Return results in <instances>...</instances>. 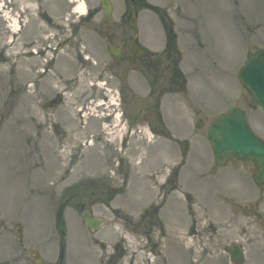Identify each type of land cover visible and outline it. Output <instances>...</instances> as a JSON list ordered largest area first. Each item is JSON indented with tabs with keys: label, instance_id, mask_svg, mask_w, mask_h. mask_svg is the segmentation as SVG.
<instances>
[{
	"label": "rangeland",
	"instance_id": "1",
	"mask_svg": "<svg viewBox=\"0 0 264 264\" xmlns=\"http://www.w3.org/2000/svg\"><path fill=\"white\" fill-rule=\"evenodd\" d=\"M88 1L92 3L93 0ZM112 1L114 11L111 21L125 28L118 22L124 11L123 0ZM37 3L42 13L51 20L39 19L41 26L50 28L39 37L41 42L38 50L43 54H35L38 61L23 66L15 74L16 66H21L17 64L16 57L22 51L21 43L27 33L28 26L25 27V24L30 16L38 20V10L33 15L27 13L21 17V28L13 43L16 49L11 53L3 46L5 30L4 23L0 20V264L58 263L54 259L59 239L54 220L61 205L59 223L56 226L63 231L62 237L60 236L63 260H59V264H161V261L162 264H187L190 258L195 259L196 253L201 252V256L205 257L203 264H230L228 256L222 254L223 247L236 240L244 247L241 264H264V186L260 188L262 193L258 199V188L250 184L247 195L256 199H252L245 209L247 211H244L248 216H237V222L233 221L234 225L228 229L227 234L221 236L207 228L204 232L202 227L205 224L197 218L198 232L193 233L197 237L184 238L188 236L186 233L181 237L182 241L178 238L179 244L176 245L178 239L172 234L181 221L186 196H191L194 200L190 203L191 207L188 204L189 209L199 214L201 196L198 193L204 180L208 181L207 185L212 184L208 187L211 190L218 188L215 185L219 180L217 176H213L212 170L199 179V162L202 160L208 167L210 165L208 159L203 158L208 155V145L204 138L199 136L202 147L200 150L194 145V139L190 140L194 152H202V156L191 157L189 154L181 176L178 168L170 169L174 167L172 164L161 165L162 172L153 171L152 167L157 161L150 162L149 158L153 156L152 152L156 147L148 156L144 152L149 142L146 131L138 125L139 122L141 124L142 117L137 115L141 111L137 98L141 97V93L136 90L138 97L127 91L124 95L125 103L115 100L114 111L118 109L119 112H125L121 121L130 130L122 133L126 135L127 132L123 146L120 138L113 139L109 137L110 133L102 132L100 126L103 124V117H107L108 108L112 106L100 109L105 111L103 114L100 111L95 113L88 110L92 104L90 100L109 99V91L117 83V79L112 77L113 73L116 76L118 74L103 62L97 61L104 57L94 35L97 27L92 28L89 22L81 21L80 16L72 12L69 0H38ZM11 8L15 9L14 3ZM136 12L138 41L154 47L162 37L157 20L167 14L175 28V47L179 49L178 54L172 52V57L176 65L178 62L182 73L185 75L187 71L188 74L186 89L173 94L169 104L166 103V98L162 101L163 111L167 106L175 112L172 114L169 111L166 115L165 126L168 129L177 123L176 115L183 121L188 120L196 110H205L206 105L213 101L215 108L221 110L219 93L226 86L229 93L240 94L233 78L227 81V76L232 71L236 74L245 60L239 59L235 34L242 33L239 34L242 37V49L250 48L254 52L264 46V43L258 42L261 39H258L257 28L248 36L244 30V27H250L255 18L260 17L262 22L258 28L264 31V0H137ZM99 16L98 14L95 18ZM44 36H49V48L46 49H49L52 56L43 50L47 47ZM211 46L215 47V57H223V66L214 64L213 69L210 65ZM80 55L90 58L80 61ZM29 57L25 56L26 59ZM49 57L52 58L49 60ZM94 60L97 61L96 64ZM199 61L200 67L192 66H198ZM215 61L219 62L218 59ZM22 71L30 72L32 76L22 78ZM135 81L133 79L134 87L140 89ZM175 83L171 85V91L175 89L174 86H182L180 82ZM53 99L52 105L43 108V102ZM243 101L241 99L235 102L247 115L250 108ZM82 106L84 109L80 112L79 107ZM85 109L93 113L81 118ZM249 114L251 120L248 117L247 120L251 129L264 138V114L259 111ZM39 116H46L47 120L41 122ZM152 118L155 123L154 115ZM106 121L109 126L110 119ZM74 122L77 124L74 125ZM197 123L198 121L195 126ZM52 124L63 130L70 140L63 148L64 152L58 153L66 156L64 160H56L55 154L53 155L55 139L50 130ZM170 133L173 134V130ZM143 153V160L139 164ZM169 155L171 153L167 154ZM245 166L249 167L252 174V164L249 162ZM164 168L170 169L168 173L174 181L170 183V187H177V178H180V182L178 191H174L166 201L162 219L165 234L159 245L157 228L147 224L146 218L139 220L140 230L137 226L142 234L135 232L133 223L138 219L134 218L136 212L146 203V191L151 192L148 190L147 176L152 174L153 181L150 184L156 192L158 183L162 182L165 172L167 173ZM141 171L146 172V177L140 174ZM177 171L179 176L175 177ZM236 181L239 197H243L244 178L238 175ZM207 194L209 190L206 187L201 195ZM233 195L234 190L231 195L221 196L232 198ZM147 198L150 199L149 196ZM220 208L209 205V220L217 222L227 219V209ZM84 212H90L104 221L98 230L93 232L80 226ZM141 212L142 210L139 213ZM11 241L19 249L26 251L27 261L18 262L17 258L11 261L8 257L10 252L5 245ZM98 245L103 247L102 255ZM32 256L38 257L37 263L31 260Z\"/></svg>",
	"mask_w": 264,
	"mask_h": 264
},
{
	"label": "flooded vegetation",
	"instance_id": "2",
	"mask_svg": "<svg viewBox=\"0 0 264 264\" xmlns=\"http://www.w3.org/2000/svg\"><path fill=\"white\" fill-rule=\"evenodd\" d=\"M123 1L124 11H122L118 22L122 23L125 28H121L115 22L111 21V16L114 11L112 0H109L111 10L108 13V17H106L105 10L101 5L100 0H93L92 3L88 0H84L88 11L83 20L84 22H89V25L92 26V28L97 27L94 35L98 39L97 46L102 48V53L104 54V57H101L97 61L103 62V64L107 65V68H112L114 72L118 74L116 76L113 73L112 76L117 79L116 87L114 88L117 98L120 102L122 101L123 103L124 101L125 103L124 95L127 94V91L133 92V95H136L135 90L141 93V97L136 95L138 97L137 101L141 105V108L139 109L141 111H138L137 115H142V123L148 125L151 130L156 131V128H163L162 116L159 112V103L162 100V97L166 95L169 83L174 82L172 79H175L174 75H176V72L174 71V63L176 64V61H174V58L172 57L173 49L169 40L165 45L160 46L158 50H153L148 45L140 43L138 41L137 29L128 26L125 22V10L127 9V6L133 5L135 7L137 0ZM98 14L100 16L96 19L95 17ZM94 19H96V21L93 23ZM170 35V38L173 40L174 34L171 32ZM167 39H169V37ZM133 45L135 47L134 52L131 51ZM140 47H143L142 51H139ZM97 61L94 60L95 63ZM133 79H136V86L140 87V89L134 87ZM53 101L54 99L48 102H43L41 105H43L44 108H47V106L53 104ZM124 113L125 112H123V114ZM148 114H154L155 123H151V120L147 118ZM38 128L40 129V127ZM50 130L52 137L55 139V144L52 139V143L54 144L52 147L53 155L55 154L54 157L56 160L59 159L60 161L61 159H64V157L58 154V150L60 152L63 151V148L69 144L70 140L66 133L63 130H59L54 124L51 125ZM170 183L171 182L168 179L163 185L166 188ZM161 209L162 204L149 205L147 210L144 211L145 215L142 219L146 218V222L150 223L153 227L162 228V221L159 219ZM206 225L202 227L204 232L210 230L212 233H223L222 229H217L209 223ZM196 227L195 223H192L188 228V233L191 230L193 232H198ZM205 228H207V230ZM191 236L197 237L194 234ZM226 249L227 247H225V250ZM225 253L230 260L228 252L225 251ZM204 259V256H200L196 259V263H193L192 259V261H189V264H203Z\"/></svg>",
	"mask_w": 264,
	"mask_h": 264
},
{
	"label": "water",
	"instance_id": "3",
	"mask_svg": "<svg viewBox=\"0 0 264 264\" xmlns=\"http://www.w3.org/2000/svg\"><path fill=\"white\" fill-rule=\"evenodd\" d=\"M107 13L110 6L102 0ZM127 22L133 25V10L128 11ZM240 83L248 90L253 99L264 110V52L257 51L247 58L238 73ZM207 138L212 145L216 161L224 164L230 156L251 160L255 167L253 180L257 184L264 183V140L259 138L249 127L245 112L232 107L218 115L211 122ZM88 226L95 228L97 221L89 215L83 217ZM233 260L238 263L241 253L236 246L230 250Z\"/></svg>",
	"mask_w": 264,
	"mask_h": 264
},
{
	"label": "bare ground",
	"instance_id": "4",
	"mask_svg": "<svg viewBox=\"0 0 264 264\" xmlns=\"http://www.w3.org/2000/svg\"><path fill=\"white\" fill-rule=\"evenodd\" d=\"M73 6L72 12L75 14H80L84 15L86 11V7L84 3L81 0H70ZM15 4V9L9 8V10H0V20L4 23V47H7V50L11 53L16 49L14 47V41L16 40V35L19 29V26L21 25V17H23L24 14L27 15V13H32L36 10V2L35 0H7V4L12 7V4ZM27 33L25 37L22 40L21 47L22 51L17 54L16 57V62L17 64L21 65L16 66L14 70V74L17 70H21L23 66H27L29 63H35L38 61L37 57L35 54H33V49L31 48H38L39 42V37L43 36V34L47 33L49 31V26H41L39 23V19L37 20L34 16H30L27 19V22L25 24V27H27ZM49 40V38L47 39ZM31 47V48H29ZM31 49V50H30ZM25 56H30L28 59L25 58ZM1 60V59H0ZM15 62V63H16ZM22 78H28L32 76V74L26 71L21 72ZM25 76V77H24ZM26 80V79H24ZM86 114L80 115V117H86ZM118 115H115L113 120H112V125L110 126V129L107 127H103V129L100 130L104 131L106 130L107 132L109 131V137H112L113 139H118L120 135L126 131L124 129L123 125L121 124L120 121H118L117 118ZM74 121V120H73ZM82 122V121H81ZM74 125L77 123H73ZM105 131V134L107 133ZM94 146V145H93Z\"/></svg>",
	"mask_w": 264,
	"mask_h": 264
}]
</instances>
